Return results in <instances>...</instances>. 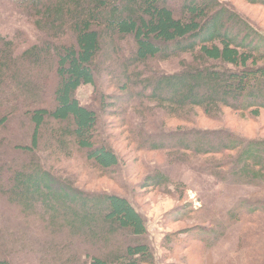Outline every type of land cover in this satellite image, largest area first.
<instances>
[{
	"label": "trees",
	"instance_id": "1",
	"mask_svg": "<svg viewBox=\"0 0 264 264\" xmlns=\"http://www.w3.org/2000/svg\"><path fill=\"white\" fill-rule=\"evenodd\" d=\"M244 1L264 8V0ZM3 3L20 11L39 38L19 50L0 32V157L5 156L2 132L23 109L32 131L29 146H13L21 154L36 157L45 128L50 156L68 157L73 149L103 175L115 170L117 155L97 143L96 113L75 97L79 89L95 85L99 58H119L122 95L110 96L106 106L148 102L185 122L194 110L214 119L224 109L253 118L264 112V37L219 0H0ZM128 42L131 49L122 57L120 45ZM181 57L191 63L175 74L145 76L138 71L150 62ZM143 148L180 157L234 155L214 169L215 178L226 186V200L234 197L229 189L253 191L251 203L238 200L237 207L228 210V220L241 223L251 217L254 223L264 214V200L257 198L264 191V139L246 141L223 130L177 129ZM0 174V198L21 213L26 226L37 221L47 231L46 238L27 245L21 232L0 227V264H11L17 252L27 249L45 256L48 264H155L144 242L146 222L125 197L74 188L34 159L8 168L6 174L0 168ZM167 183L156 173L143 186L158 189ZM211 227L203 234L219 239L222 233ZM257 229H251V248L255 241H264V228ZM259 252L264 258V249ZM258 259L251 258V263Z\"/></svg>",
	"mask_w": 264,
	"mask_h": 264
},
{
	"label": "rangeland",
	"instance_id": "2",
	"mask_svg": "<svg viewBox=\"0 0 264 264\" xmlns=\"http://www.w3.org/2000/svg\"><path fill=\"white\" fill-rule=\"evenodd\" d=\"M219 1L231 6L264 37V8L249 5L244 0ZM0 32L11 39L19 50L38 43L39 35L32 23L8 3L0 4ZM131 46V42L120 45L122 57L128 56ZM118 59L99 58L97 68L98 65L100 68L95 85L83 87L75 94L83 107L96 113L99 121L97 143L107 145L117 155L119 166L115 170L103 175L86 161L82 153L73 149L68 157L50 156L51 148L47 145L45 128L42 130V141L35 151L36 157L21 154L14 147L29 146L32 128L28 118L22 115L23 109H19L15 112L14 120L2 132V153L5 156L0 157L1 172L6 174L8 168L34 159L58 181L74 188L125 197L146 222L144 242L153 253L155 264H259L264 258L259 256L263 252L258 253V250L264 249V241H255L251 248V229L259 231L257 227L264 228V214H259L254 223H251V217L241 220V223H232L227 217L228 210L237 207L235 204H238V200L251 203L253 189H229L234 197L226 200V186L214 174L217 165L234 155L180 157L177 154L152 152L143 146L175 133L177 129L191 128L209 132L228 131L246 141L261 140L264 139V112L253 118L224 109L214 119L207 118L201 110H194L188 115L189 121L185 122L180 118L168 117L148 102H117L114 107L106 106L110 96L122 95L117 83ZM190 63L188 57L166 63L154 61L138 71L144 72L145 76L153 73L175 74ZM8 143L11 145L8 146ZM156 173L164 175L169 181L168 185L158 189L144 187L147 178ZM222 173L223 170L218 174ZM3 180L0 174L1 185ZM257 198L264 200V191ZM181 213L184 215L176 218ZM22 221L21 213L8 207L0 198L1 228L5 227L9 233L21 232L29 241L27 245L46 238L47 231L40 222L30 221L26 226ZM211 226H214V231L217 229L222 233L219 239L203 234L210 232ZM6 240L11 246L13 242ZM257 257L258 261L251 263V258ZM41 258L43 264H48L45 256H37L34 250L27 249L17 252L10 262L41 264Z\"/></svg>",
	"mask_w": 264,
	"mask_h": 264
}]
</instances>
